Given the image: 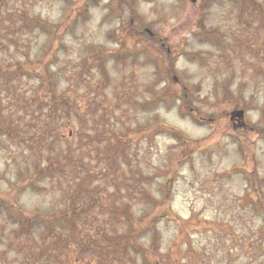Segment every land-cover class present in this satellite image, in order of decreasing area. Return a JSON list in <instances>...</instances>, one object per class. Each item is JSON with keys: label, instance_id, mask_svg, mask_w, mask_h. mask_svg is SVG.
Instances as JSON below:
<instances>
[{"label": "rangeland", "instance_id": "374dc122", "mask_svg": "<svg viewBox=\"0 0 264 264\" xmlns=\"http://www.w3.org/2000/svg\"><path fill=\"white\" fill-rule=\"evenodd\" d=\"M0 264H264V0H0Z\"/></svg>", "mask_w": 264, "mask_h": 264}, {"label": "trees", "instance_id": "16d2710c", "mask_svg": "<svg viewBox=\"0 0 264 264\" xmlns=\"http://www.w3.org/2000/svg\"><path fill=\"white\" fill-rule=\"evenodd\" d=\"M213 2H214V0H204V7L205 8L210 7ZM34 74H36V73H26L23 68H19L17 71H15L14 76H15L16 79L23 78V77H27L29 79H33L34 78ZM39 79H40V77H39Z\"/></svg>", "mask_w": 264, "mask_h": 264}, {"label": "water", "instance_id": "95a60500", "mask_svg": "<svg viewBox=\"0 0 264 264\" xmlns=\"http://www.w3.org/2000/svg\"><path fill=\"white\" fill-rule=\"evenodd\" d=\"M193 1L195 2L196 0H193ZM244 116H245V113L242 110L232 112L231 114L232 119L238 120L239 122L243 121Z\"/></svg>", "mask_w": 264, "mask_h": 264}, {"label": "flooded vegetation", "instance_id": "af4514ba", "mask_svg": "<svg viewBox=\"0 0 264 264\" xmlns=\"http://www.w3.org/2000/svg\"><path fill=\"white\" fill-rule=\"evenodd\" d=\"M232 122H233L234 128H236L237 130H243V129H247L248 128V125L244 124L243 122H239V121H236V120H232Z\"/></svg>", "mask_w": 264, "mask_h": 264}]
</instances>
